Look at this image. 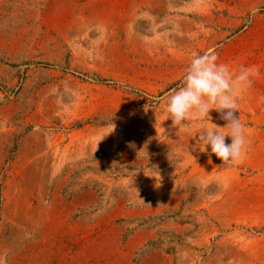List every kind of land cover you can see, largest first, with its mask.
<instances>
[{
    "label": "rangeland",
    "instance_id": "rangeland-1",
    "mask_svg": "<svg viewBox=\"0 0 264 264\" xmlns=\"http://www.w3.org/2000/svg\"><path fill=\"white\" fill-rule=\"evenodd\" d=\"M205 53L259 70L240 163L166 120ZM0 264H264V0H0Z\"/></svg>",
    "mask_w": 264,
    "mask_h": 264
},
{
    "label": "clouds",
    "instance_id": "clouds-1",
    "mask_svg": "<svg viewBox=\"0 0 264 264\" xmlns=\"http://www.w3.org/2000/svg\"><path fill=\"white\" fill-rule=\"evenodd\" d=\"M217 61L218 56L210 53L191 57L180 86L164 98L166 120L170 119L171 126L178 130H199L202 152H207L210 147L211 154L223 164L240 163L246 158L249 141L244 123L236 116L238 101L251 86V77L258 75L259 70L255 66L241 67L234 75L227 64ZM213 109L226 121L224 127L211 122L209 113ZM114 130L112 123L111 132ZM226 137L231 139L230 144H226ZM155 178L159 180L156 185L159 187L162 178L158 172Z\"/></svg>",
    "mask_w": 264,
    "mask_h": 264
}]
</instances>
